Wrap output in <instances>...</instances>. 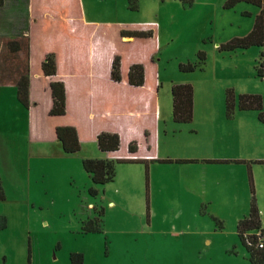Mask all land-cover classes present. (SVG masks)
Instances as JSON below:
<instances>
[{"label": "rangeland", "instance_id": "374dc122", "mask_svg": "<svg viewBox=\"0 0 264 264\" xmlns=\"http://www.w3.org/2000/svg\"><path fill=\"white\" fill-rule=\"evenodd\" d=\"M8 1L10 20L22 29L29 20L27 0ZM228 1L88 0L86 7L98 17L157 24L161 127L169 133L159 154L172 160L223 144L236 151L253 146L248 154L264 227V121L257 110L238 108L228 118L225 108L228 88L260 94L264 104V79L257 71L263 49L219 48L249 33L261 8L246 0L227 6ZM4 33L0 22V78L10 79L1 73L11 63V36ZM200 51L206 53L204 67L182 71L181 63L199 62ZM182 79L194 86L188 123L172 119L171 87ZM4 128L0 264H73L76 253L84 255L82 264H252L237 228L252 202L249 163H191L208 167L194 174L181 173L184 165L176 159L149 168L119 162L114 179L97 184L83 167V151L61 154L56 142L30 141V114L15 85L0 86ZM89 148L100 155L98 145Z\"/></svg>", "mask_w": 264, "mask_h": 264}, {"label": "trees", "instance_id": "16d2710c", "mask_svg": "<svg viewBox=\"0 0 264 264\" xmlns=\"http://www.w3.org/2000/svg\"><path fill=\"white\" fill-rule=\"evenodd\" d=\"M194 0H184L192 3ZM241 0H229L227 6H233ZM260 6V12L256 16L253 28L244 36H236L220 45L221 50L231 51L238 48H249L259 46L263 50L260 53V62L257 66L258 75L264 79V5L262 0H246ZM3 0H0V5ZM131 8H137L132 6ZM73 12L75 15H69ZM81 14L79 0L74 3L65 0H31V22L28 26V34L20 37L8 39V49L10 52V64L3 68L2 74H10V79L0 78V85H15L17 87L18 99L30 114L29 138L32 142H61L66 154L77 153L81 150L82 139L78 128L73 124L58 125L53 119L58 115L67 112V92L63 80L58 78V56L56 51L49 50L53 44V35L61 27L68 25V21H75ZM65 16H68L64 18ZM66 19V20H64ZM51 34V35H50ZM122 36L137 39V53L141 55V44L146 38L157 39L156 24H137L128 25L127 29L121 31ZM46 38V40L43 39ZM133 42L132 40H130ZM199 62L181 63L182 71H193L203 68L206 61V53H198ZM122 56L117 54L114 57L112 78L118 82H127L130 85L142 86L146 82L147 69L143 62H133L129 66L126 78L122 70ZM156 73V71L154 70ZM36 77V78H35ZM49 81L50 91L52 92L53 105L47 109V100H38L34 97V88L40 82ZM45 87V84L44 86ZM173 98V120L177 123H188L194 117V86L191 83H175L171 88ZM263 96L255 93L236 94L235 90H226L225 108L226 116L232 118L236 108L240 110H257L259 119L264 121ZM49 110V111H48ZM99 149L108 154L119 152L122 147V137L118 131H102L97 136ZM139 143L131 140L127 144L128 154L119 157L83 159V167L89 173L92 181L97 184H104L114 179L116 164L126 163H145L149 168L150 162L155 158L150 156H137ZM173 160V159H172ZM171 159L159 160L161 162H171ZM177 162H191L192 159H176ZM227 162L230 160H218ZM242 162L244 160H231ZM249 162V161H248ZM247 162V163H248ZM264 163V160H260ZM249 166L250 162H249ZM249 178L251 191L253 193L249 213L238 221V234L242 244L248 251V257L252 264H264V246L260 247L259 242L264 234L261 213L255 197L252 170L249 167ZM96 193L95 189L91 190ZM6 194L3 182L0 177V200H4ZM73 264H82L84 255L82 253L71 254Z\"/></svg>", "mask_w": 264, "mask_h": 264}, {"label": "crops", "instance_id": "0c3cea01", "mask_svg": "<svg viewBox=\"0 0 264 264\" xmlns=\"http://www.w3.org/2000/svg\"><path fill=\"white\" fill-rule=\"evenodd\" d=\"M65 1L74 3V0ZM79 1L81 14L73 22L67 20L68 25L57 30L52 37L53 44L49 47V50H54L57 53L58 78L64 81L67 92L66 114L58 115L53 119L58 125L73 124L78 128L82 139L80 151H83V159L124 156L128 154V142L137 140L139 143L137 156H150V158L155 156L156 159L152 160L150 164L163 160L161 153L159 154L160 144L163 139L166 141L169 138V133L165 129L163 133L161 127L162 105L159 102V92L162 83L155 61L159 51L158 27L157 39L146 38L141 40L143 41L141 55L137 53L136 43L138 40L121 34V31L127 29L128 25L156 23L152 20L130 21L98 17L96 13L92 12V9H87L86 2L88 0ZM26 2L29 20L25 27L19 29L8 15L9 1L3 0V5H0V22L3 24L5 33L1 35L20 37L28 34V26L31 22V0ZM3 8L6 10H2ZM2 12L7 13V15H1ZM69 15L74 16L75 14L69 12ZM66 17L68 16L64 18ZM43 39L46 40L45 37ZM130 40L134 41L131 42ZM117 54L122 56L124 78L127 76L131 63L143 62L146 65L147 74L144 85L134 86L125 81H115L112 78L114 57ZM44 81L46 82L42 83L41 81L38 87H33V95L35 99L47 100V109L50 110L53 105L52 92L49 87L50 80ZM184 82L182 79L173 83ZM44 84L45 87H43ZM102 131H118L121 134L122 147L119 152L108 154L99 149L97 151L100 155H95L96 150L89 148L98 145L97 136ZM6 133L5 128L0 129V138L4 139ZM52 142H56L60 153L65 154L61 149V142L58 140ZM252 147L236 151L223 144L219 149L214 148L212 151H205L202 155L196 156L186 153L175 156L177 158L173 159L193 160L180 163L184 165L180 166L181 173L192 171L194 174H202L207 171V166L192 167L189 165L199 163L226 165L233 162H252L249 160L251 156L248 154V149ZM235 159L244 161H231ZM218 160L230 161L219 162ZM249 167L252 170V166H248V170Z\"/></svg>", "mask_w": 264, "mask_h": 264}, {"label": "built area", "instance_id": "2783aa9c", "mask_svg": "<svg viewBox=\"0 0 264 264\" xmlns=\"http://www.w3.org/2000/svg\"><path fill=\"white\" fill-rule=\"evenodd\" d=\"M259 246H260V247H263V246H264V234H263V236H262V239H261L260 242H259Z\"/></svg>", "mask_w": 264, "mask_h": 264}]
</instances>
